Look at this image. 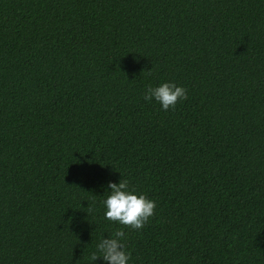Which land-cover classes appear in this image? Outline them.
<instances>
[{
  "label": "trees",
  "instance_id": "1",
  "mask_svg": "<svg viewBox=\"0 0 264 264\" xmlns=\"http://www.w3.org/2000/svg\"><path fill=\"white\" fill-rule=\"evenodd\" d=\"M118 228L129 264H264V0H0V264H101Z\"/></svg>",
  "mask_w": 264,
  "mask_h": 264
},
{
  "label": "clouds",
  "instance_id": "2",
  "mask_svg": "<svg viewBox=\"0 0 264 264\" xmlns=\"http://www.w3.org/2000/svg\"><path fill=\"white\" fill-rule=\"evenodd\" d=\"M143 98L145 101L155 100L162 110L167 111L178 100L186 99V89L173 81H165L146 86ZM103 196L104 218L134 230L147 223L156 206L154 200L131 187L127 179L108 181ZM126 238L125 231L119 228L111 235L101 236L91 253L92 261L100 259L101 264H129L131 254L126 248Z\"/></svg>",
  "mask_w": 264,
  "mask_h": 264
}]
</instances>
